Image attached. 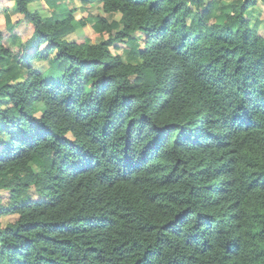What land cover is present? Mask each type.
Masks as SVG:
<instances>
[{"label": "trees", "instance_id": "1", "mask_svg": "<svg viewBox=\"0 0 264 264\" xmlns=\"http://www.w3.org/2000/svg\"><path fill=\"white\" fill-rule=\"evenodd\" d=\"M10 1L0 264H264L259 0Z\"/></svg>", "mask_w": 264, "mask_h": 264}, {"label": "rangeland", "instance_id": "2", "mask_svg": "<svg viewBox=\"0 0 264 264\" xmlns=\"http://www.w3.org/2000/svg\"><path fill=\"white\" fill-rule=\"evenodd\" d=\"M70 6L77 7V11H75L74 15L76 18H81V17H87L89 14L92 15H102V10H101V4L99 3L98 0H69ZM211 1V0H208ZM13 2L10 0H0V32L3 35V39H7L9 36V32L6 28V19L4 17V11L5 9L9 10V17L10 21L15 24V31L20 35L21 42H24L25 39L29 36V28L27 27L26 23L23 22V14L15 11H11L9 8L13 6ZM46 6L42 2H35L30 4V8L32 10L34 9H39L40 11H44ZM257 7L259 9V12L256 13L258 15V18L260 17L264 21V2L262 0H259L257 2ZM116 18H119V15H116ZM254 18H257L254 16ZM21 21V22H19ZM19 22V24H17ZM93 29L90 26V23L86 21L85 25L81 26L80 28H77L75 32L72 34L66 36V39L70 42H76V43H82L85 41V39H89V42L91 44L98 43L100 40H102L105 37H93ZM4 43L7 46H12L9 45L7 41L4 40ZM17 46L13 45L11 50H16ZM44 47H42V50ZM55 52H53L54 54ZM53 54H50V57H53ZM49 57V58H50ZM47 60H31L30 65L32 68L37 70L40 73L47 72V69L49 68L50 65V59ZM47 77V75H45ZM4 200L6 198V194L4 195ZM2 199V200H3ZM18 216L16 214H10V215H5L3 214L0 218V225L5 226L8 222H11L12 220L16 219Z\"/></svg>", "mask_w": 264, "mask_h": 264}]
</instances>
